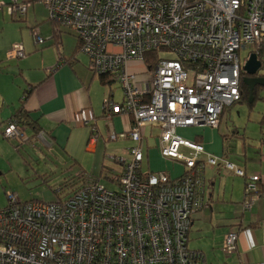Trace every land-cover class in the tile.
I'll return each mask as SVG.
<instances>
[{"label": "built area", "instance_id": "2783aa9c", "mask_svg": "<svg viewBox=\"0 0 264 264\" xmlns=\"http://www.w3.org/2000/svg\"><path fill=\"white\" fill-rule=\"evenodd\" d=\"M43 5L51 22L77 37L91 71L114 76L123 98L118 103L106 97L104 117L109 127L113 116L130 121L123 133L109 132L108 140L127 138L132 146L126 157L110 158L118 170L104 175L109 187L77 175L81 182L65 199L22 203L8 195L0 209V264H206L201 252L188 248L192 217L204 206V163L221 162L238 176L244 173L177 130L217 129L224 110L241 100L242 67L251 54L259 60L264 48V0H43ZM27 7L17 0L0 2V12L11 17L23 16ZM33 37L44 43L37 33ZM154 51L164 58L145 66L142 79L129 72V62L143 63ZM7 57L23 58V47L12 45ZM146 128L159 130L162 158L184 163L180 178L142 173ZM96 132L92 129L91 142ZM2 135L17 148L28 140L14 122L6 123ZM37 137L45 141L43 133ZM259 184L264 188V176L247 177L244 210ZM238 239V232H227L221 251L235 254Z\"/></svg>", "mask_w": 264, "mask_h": 264}, {"label": "crops", "instance_id": "0c3cea01", "mask_svg": "<svg viewBox=\"0 0 264 264\" xmlns=\"http://www.w3.org/2000/svg\"><path fill=\"white\" fill-rule=\"evenodd\" d=\"M17 1L28 5L23 16L11 17L7 15L5 9L0 12V175L4 172H13L12 165L4 159V156L18 159L19 154L23 151L32 158H36L38 155L45 157L59 155L58 153L61 152L75 160V165H78L75 157H71L69 154L77 155L76 152L71 153V145L72 142L79 141L77 139L79 131L81 132V149L85 147L84 154L89 153L95 157V164H93L95 166L93 170L97 171L95 175L104 177L108 171L118 170V167L112 162H105V146L103 143L102 147L100 143V138H104V136L106 142L110 141L107 138L109 132L123 133L130 121L129 118L113 116L109 127L108 120L104 117L101 102L106 97L114 100V93L110 89L115 81L109 85H103L98 77L91 73L88 57L86 58L77 50V37L48 19L43 0ZM0 2L8 4L10 0H0ZM33 33H37L40 38L44 39V43L48 41L51 43L45 44V46H42L44 43L41 46L36 44ZM63 34L73 36L75 39H66L62 37ZM55 41L59 42V46L54 45ZM15 44L23 47V58L7 57L11 46ZM67 46L71 48L68 49ZM59 58H61V63L56 66ZM128 70L140 76L141 79L146 73L145 65L134 61L128 63ZM32 86L31 95L24 102L23 109L33 126L24 129L28 140L17 148L22 149L17 154L2 139V134L8 120L20 107L24 91ZM107 88L109 89L107 90ZM247 89L249 91L248 87ZM261 89L263 88L261 87ZM122 98L121 94L120 102ZM252 99H254L253 92L251 99L248 93L249 101L243 99L238 103H249L248 105L251 107ZM231 107L224 110L217 129L189 127L177 130V134L180 137L183 136L184 140L201 145L206 154L220 158L244 173L243 177L238 176L221 162L217 166L204 163L202 193L204 206L192 217L188 234V248L204 255L199 247L191 246L192 241L200 240L204 234L215 235V229H222V234H217V239H220L218 246L221 247L224 235L229 232L231 227H236V232L239 233L236 253L224 258L222 262L260 264L264 263V192L253 199L249 210L242 209L243 199L241 200V198L247 177L251 175L264 176V140H261L262 145L258 156L253 159V164L249 166V169L247 164L244 162L242 164V161L230 156L231 153H234L231 140L236 138V135L238 136L237 129L229 134L227 132L219 134L218 131L224 114L230 113ZM92 129L97 131L94 142H91ZM179 131L184 132L180 135ZM39 133L45 135V141L38 139ZM158 135L159 130L156 128L145 129L144 168L141 171L142 173L164 172L171 179H178L186 171L185 165L180 163L182 166L180 176H170L169 168H172L171 164L175 160L161 157L159 149H156ZM229 135L231 138L228 137ZM8 142L15 145L11 141ZM131 146L132 144H126V149L121 154H116L118 150H113L111 145L108 147L111 148L110 152L113 157L123 155L125 157ZM180 152L186 156L189 154L185 148H181ZM105 157L110 161L107 156ZM6 169L8 170L4 171ZM84 172V168L80 166V173L89 177ZM234 177L238 179H234ZM67 179L64 183L68 181ZM209 224L212 225L211 228L210 226L206 228ZM190 242L192 243L190 244Z\"/></svg>", "mask_w": 264, "mask_h": 264}, {"label": "rangeland", "instance_id": "374dc122", "mask_svg": "<svg viewBox=\"0 0 264 264\" xmlns=\"http://www.w3.org/2000/svg\"><path fill=\"white\" fill-rule=\"evenodd\" d=\"M62 37L71 40L75 39L73 36H70L68 34H63ZM50 43L51 42L48 41L43 45L40 44V46H45V44ZM67 47L69 49L70 46ZM81 54L87 58V56L82 52ZM244 56L245 55H242V58ZM159 58H164V55ZM259 60L261 63V67L257 72V76L264 77V48L259 57ZM242 61L243 59L241 60V63ZM108 89L109 88H107V90ZM110 90L114 93V101L119 103L121 100L122 92L118 87V84L116 82L113 83ZM102 103L103 101L101 102V107ZM248 104L242 102L232 106L230 108V113L226 112L224 114L218 132L219 134H225L226 132L227 134H229L234 129H237L238 136L236 135V138H233L231 140L232 147L234 148V153H231L230 156L236 157L238 160L242 161V164L243 162L247 164L249 169V166L253 164V159L258 156L257 154L262 145L261 140H264V88L258 91L257 100L252 104V106L250 107ZM101 125L102 128H104L103 124ZM102 128L101 131L103 132ZM183 132L179 131V134L181 135L183 134ZM230 136L231 135H229L228 137L231 138ZM2 139L15 153L18 154L22 150H20V148L17 149L15 145L13 146L12 144H10L4 139L3 136ZM77 139L79 141H74L71 145V153L76 152L77 155L69 154V156L75 157V159L79 163V167L78 165H75V160H72V158L61 152L58 153L59 155H50L47 157L38 155L36 158H32L25 151H23L19 154V160L4 156V159L12 165L13 172H4L0 175V209H3L7 206V196L10 194L17 196L22 203L34 201L49 203L54 202L57 197L61 199L69 197L72 194V190H69V187H65L63 183L67 178L77 177V175L80 174V166L84 168V173L90 178H99L102 184L109 187V184L103 179V177L95 175L97 173V171L93 170V168L95 167L93 166V164H95V157L89 153L84 154L85 147L81 149L80 131L78 132ZM100 143L102 144V147L104 143L105 156H107V158L109 159L113 157L112 153L110 152L111 148L113 150L115 149V151L118 150V153L116 152V154H121L123 150L126 149V144H132L129 139L120 138L117 141L106 142L105 136L104 138H100ZM156 143V149H158L157 140ZM110 145L111 148L108 147ZM100 151L102 152L103 149ZM105 156V162H112L111 160H106ZM180 163L181 162L179 161H173V164L170 163L172 166V168H169L170 176L181 175L182 166ZM143 166L144 164L142 163L141 167L144 168ZM7 170L8 169L4 171ZM235 178L236 177H234V179ZM74 180H76V178H74ZM243 197L244 193L241 200L243 199ZM209 226L211 228L212 225L209 224L206 226V228H208ZM229 231H237V228L231 227ZM217 234H222V229H215V235H213L212 233L202 235L200 240L192 241L193 244H191L192 242H190L191 246L193 245L195 248L199 247V249L202 250L205 255L204 257L206 264H228V261L222 262V260H224V258L232 256L227 255L226 253L221 251V247L218 246L220 239H217Z\"/></svg>", "mask_w": 264, "mask_h": 264}, {"label": "trees", "instance_id": "16d2710c", "mask_svg": "<svg viewBox=\"0 0 264 264\" xmlns=\"http://www.w3.org/2000/svg\"><path fill=\"white\" fill-rule=\"evenodd\" d=\"M67 31H69V30H67ZM54 43H55L54 45L59 46V42L55 41ZM77 50L80 51V42H79V40L77 42ZM262 51H261V53H262ZM261 53L259 54V57H260ZM158 58H159L158 51L147 53L145 55V57H144L143 64L147 68H151L154 65V63L158 60ZM60 63H61V58H59V62L57 63L56 66H59ZM89 70L91 71L90 68H89ZM91 73L93 75H96L93 71H91ZM96 76L98 77L99 81L103 85L104 84H108L109 85V84H111V82L115 81L114 76L112 74L105 73V74H100V75H96ZM242 76H244V74H242ZM32 88H33V86L31 88H28V89H26L24 91L23 97L21 99L20 107L18 108L17 112L13 115V117L8 120V122H14V123H16L17 125H19L20 127L24 128V129H27V128H30V127L33 126L29 122V120L27 119V114H26V112L23 109L24 102L30 97L31 92H32ZM259 90H261V87L254 88V90H253L254 99H252V104L255 102V100H256L255 97L258 95V91ZM240 92H241V100L240 101H242L243 99H244V101H248V93H249V91H248L247 87L245 86V84L242 82V79L240 80ZM15 147L17 148V146H15ZM78 175H79V177H81L82 180L85 178V175L83 173H80ZM74 178H70L66 183L63 184L65 187H67V188L69 187L70 188L69 190H72V193L77 189V187L79 186V184L81 182L80 179L77 178L76 179L77 181H76V180H74ZM263 192H264V188L259 184L258 185V189H257V191L254 194L259 196V194H262ZM57 198H59V197H57ZM242 203H243V201H242Z\"/></svg>", "mask_w": 264, "mask_h": 264}, {"label": "water", "instance_id": "95a60500", "mask_svg": "<svg viewBox=\"0 0 264 264\" xmlns=\"http://www.w3.org/2000/svg\"><path fill=\"white\" fill-rule=\"evenodd\" d=\"M261 67V63L255 54H251L249 59L242 67V82L249 88V98H252V92L256 87L264 88V77L256 76Z\"/></svg>", "mask_w": 264, "mask_h": 264}, {"label": "flooded vegetation", "instance_id": "af4514ba", "mask_svg": "<svg viewBox=\"0 0 264 264\" xmlns=\"http://www.w3.org/2000/svg\"><path fill=\"white\" fill-rule=\"evenodd\" d=\"M257 76V75H256Z\"/></svg>", "mask_w": 264, "mask_h": 264}]
</instances>
